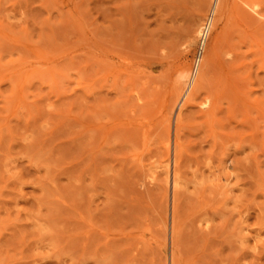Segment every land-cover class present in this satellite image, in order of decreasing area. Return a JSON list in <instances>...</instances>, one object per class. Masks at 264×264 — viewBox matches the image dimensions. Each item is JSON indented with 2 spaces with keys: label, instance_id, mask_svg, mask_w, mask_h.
I'll list each match as a JSON object with an SVG mask.
<instances>
[{
  "label": "rangeland",
  "instance_id": "1",
  "mask_svg": "<svg viewBox=\"0 0 264 264\" xmlns=\"http://www.w3.org/2000/svg\"><path fill=\"white\" fill-rule=\"evenodd\" d=\"M211 1L0 0V264H264V0H229L238 95L172 98Z\"/></svg>",
  "mask_w": 264,
  "mask_h": 264
},
{
  "label": "bare ground",
  "instance_id": "2",
  "mask_svg": "<svg viewBox=\"0 0 264 264\" xmlns=\"http://www.w3.org/2000/svg\"><path fill=\"white\" fill-rule=\"evenodd\" d=\"M233 1V0H232ZM238 1V0H237ZM236 1V2H237ZM248 3H249V1H247ZM232 3V2H231ZM242 3H246V2H244V1H242ZM248 3H247V5H248ZM238 5H239V3H237ZM237 4H234V2L230 5L229 4V0H212L211 1V5H210V13H208V14H211V15H213L214 14V17L212 18V22H211V28H210V32L209 33H211V34H213V36L210 38V40H209V42L207 43V47H206V50L204 51V55H203V59H202V61H201V63H200V67H199V70H198V72H197V75L195 76V78L193 79V80H191L190 82H188V84L187 85H189V87L187 86L186 87V89L185 90H183V93H180V91H182V89H184V88H182L181 89V87H182V85H183V83L185 82V80H187V76L189 75L188 73L189 72H187V70H184L185 68H183V70H179L181 73L180 74H178V76H176L177 78V80L174 82V83H172V85L170 86L171 87V89L173 88V92H171L172 94H173V101H176V100H178V103H180V105L178 106V108H181V106H183L184 108H185V106H187V105H192V103H193V100H194V98H195V96L197 95V94H199V93H201L200 92V90H202V84H206L205 82H206V80H207V78H206V76H207V74L209 75V73H213V71H217V73H218V82H222V84L223 83H225L226 84V87L228 86V88H229V86L231 85V84H235L236 82H234V81H231V80H234V78L232 79L231 77H230V75L233 73V71H234V69L232 68L233 66V63H232V65L230 66V65H228V64H226L227 62L228 63H231V62H229V61H231V59L234 57L235 58V54H231V53H233V52H236L233 48H231L232 50V52L230 51V49L228 48V52L231 54V55H234L232 58L231 57H229V58H231L229 61H227V62H225V64H226V66H225V64L223 63L225 60H223V62H220V59L222 58L221 56H220V54L221 53H219V51H222V50H220V48L224 45V44H226L225 46H231L230 44V33H232V31H234L233 33H236L235 32V28H238L237 27V25H235V26H233L235 23L237 24V22L236 21H243L244 20V14L246 15V13L245 12H243L240 8H237ZM246 4H245V8H247L248 6H247ZM247 6V7H246ZM240 7V6H239ZM243 8V7H242ZM248 9H250V8H248ZM212 12H213V14H212ZM251 12V11H250ZM203 15H201L200 16V18L202 17ZM247 16V15H246ZM249 16H250V14H249ZM212 17V16H211ZM248 17V16H247ZM251 17H253V16H251ZM245 20H247V18L245 19ZM244 20V22H246ZM247 21H249V20H247ZM224 22V27L221 29V28H219V25H221V23H223ZM249 22H251V21H249ZM248 22V23H249ZM249 26V25H248ZM231 27H233L234 29H232L231 31H230V29H231ZM240 27H242V26H240ZM239 27V28H240ZM198 28H199V24H197L196 25V28L193 30V32H192V34H191V36H190V38L188 39V44H190L191 46L193 45V43L195 42V40L198 38V36H199V32H198ZM238 28V29H239ZM248 28H250V27H248ZM262 28V27H261ZM238 29H236V30H238ZM255 29V28H254ZM243 30V29H242ZM242 30H239L238 31V33L237 34H239V32H241ZM246 31V30H245ZM247 32V31H246ZM245 32V33H246ZM255 32V31H254ZM259 32V31H258ZM261 32V31H260ZM232 33V34H233ZM242 33H243V31H242ZM241 33V35L243 36V38L245 39V36H247V35H245L244 33L242 34ZM256 33V32H255ZM256 34H259V33H256ZM251 35V34H250ZM249 34H248V37L250 36ZM260 35V34H259ZM233 37H235V35L234 36H232V39H233ZM238 37H240V36H238ZM247 37V38H248ZM237 38V37H236ZM241 38V37H240ZM246 38V40H249V38L247 39ZM255 38V37H254ZM232 39H231V41H232ZM258 39V41H260V39H259V36L256 38V40ZM241 40V39H240ZM240 40H237V41H239V42H241ZM255 40V39H254ZM255 40V41H256ZM255 41H253V43L255 42ZM243 42V41H242ZM242 42H241V44H242ZM247 42V41H246ZM249 42V41H248ZM230 43V44H229ZM244 43V42H243ZM260 43V42H259ZM235 44V43H234ZM256 44V43H255ZM246 45V44H245ZM206 46V45H205ZM232 46H234V45H232ZM242 45H240L239 47H241ZM247 46H248V44H247ZM261 46H262V44H261ZM235 47V46H234ZM249 47H253V46H249ZM256 47V46H255ZM248 48V47H247ZM262 49H264V48H262ZM99 50V49H98ZM234 50V51H233ZM250 50H251V48H250ZM250 50H247V51H250ZM256 50V49H255ZM100 51V50H99ZM101 51H102V49H101ZM100 51V52H101ZM258 51V50H257ZM261 51V50H260ZM91 52H93V51H91ZM244 52H246V51H244ZM249 53H251V52H249ZM249 53H247V54H249ZM236 54H238V52L236 53ZM243 54V53H242ZM246 54V53H245ZM252 55V54H251ZM91 56V55H90ZM89 56V57H90ZM100 56H101V54H100ZM228 56V55H227ZM239 56H241V55H239ZM245 56H250V55H245ZM257 56V55H256ZM262 56H264V55H262ZM97 57V56H96ZM96 57L94 56V59H96ZM238 58V55H237V57H236V59ZM242 58H243V56H242ZM241 58V59H242ZM255 58V57H254ZM253 58V59H254ZM90 59L92 60V58L90 57ZM94 59H93V61H94ZM257 59V58H256ZM261 59V58H260ZM262 59H264V58H262ZM104 60V59H103ZM243 60H244V58H243ZM247 60V59H246ZM250 60V59H249ZM102 61V60H101ZM101 61H100V59H99V62L97 61V59H96V64H98V63H101ZM221 61H222V59H221ZM252 61H254V60H252ZM147 62H149V61H147ZM233 62H234V60H233ZM238 62H239V59H238ZM240 62H242V61H240ZM244 62V61H243ZM248 62V61H247ZM247 62H245V63H247ZM262 62H264V61H262ZM93 63H95V62H93ZM103 63V62H102ZM256 63V62H255ZM95 64V65H96ZM151 64V63H150ZM248 64V63H247ZM99 65V64H98ZM102 65V64H101ZM152 65V64H151ZM155 65H157V63L155 64ZM235 65V64H234ZM242 65H243V63H242ZM149 66V65H148ZM160 63H158V71H159V69H160ZM236 66V65H235ZM181 67V66H180ZM244 67V66H243ZM248 67V66H247ZM251 67V66H250ZM258 67V66H257ZM262 67H264V66H262ZM150 68V67H149ZM153 68V67H152ZM153 69H155V68H153ZM178 68H176V70H177ZM236 69H238V67H236ZM249 69V68H248ZM156 70V69H155ZM161 70V69H160ZM242 70V69H241ZM158 71H156L157 73H158ZM174 71V70H173ZM209 72V73H208ZM150 73H151V71H150ZM155 72L153 71V74H154ZM243 75V74H242ZM242 75H240V76H242ZM148 76H150V74L148 75ZM152 77V76H151ZM243 77V76H242ZM206 78V79H205ZM231 78V79H230ZM244 78H245V76H244ZM151 79V78H150ZM220 79H221V81H220ZM230 79V80H229ZM148 80V79H147ZM204 80H205V82H204ZM212 80V79H211ZM217 80V79H216ZM235 80H236V78H235ZM149 81V80H148ZM246 81V80H245ZM156 82V81H155ZM233 82V83H232ZM148 83V82H147ZM187 83V82H186ZM247 83V82H246ZM209 84V83H208ZM207 84V85H208ZM221 84V86H223V85H225V84H223L222 85ZM236 85V84H235ZM150 86V85H149ZM190 86L192 87V88H190ZM232 86V85H231ZM238 86L239 85H237V86H232L233 88L231 89L230 88V91L232 90V93H231V95L233 94V95H238ZM205 87V86H204ZM225 87V88H226ZM190 88V89H189ZM227 88V92H229V89ZM223 90H225V89H223ZM211 91V90H210ZM209 91V92H210ZM222 91V90H221ZM225 91V92H226ZM188 92H189V94H188ZM240 92V91H239ZM244 92V91H243ZM213 93V92H212ZM212 93H211V95H212ZM223 93V92H222ZM171 94V95H172ZM179 94H182L181 96L179 95ZM219 93H217L214 97H215V99H218V98H220V94L218 95ZM232 95V97L234 98V96ZM180 96V97H179ZM179 97V98H178ZM186 97V98H185ZM209 97V96H208ZM238 98V97H237ZM247 98V97H246ZM185 99V102H184V104H182V102H183V100ZM214 99V100H215ZM229 100V99H228ZM235 100V99H234ZM233 100V101H234ZM255 100V99H254ZM212 101H213V99H212ZM211 101V102H212ZM232 101V99H231V103L233 102ZM248 101V100H247ZM192 102V103H191ZM249 102V101H248ZM247 102V105H249V103ZM255 102V101H254ZM261 102V101H260ZM176 103V102H175ZM191 103V104H190ZM236 103V102H235ZM246 103V102H245ZM257 103V102H256ZM262 103V102H261ZM173 104V103H172ZM212 104H214V103H212ZM239 104V103H238ZM235 105V104H234ZM251 105V104H250ZM252 105H254V103L252 104ZM258 106V105H257ZM188 107V106H187ZM255 107V106H254ZM262 108H264V106H261ZM167 108V107H166ZM170 108V107H169ZM177 108V109H178ZM245 110V109H244ZM259 110V109H258ZM257 110V111H258ZM262 110H264V109H262ZM261 110V111H262ZM177 111V110H176ZM179 112H180V109H178V111H177V113L175 114V116H176V118H175V120H174V122H176V120L178 119V121H177V130L179 131V128H180V125H181V120L179 119V118H177V115L179 114ZM245 112H246V110H245ZM179 117V116H178ZM230 117V116H229ZM159 121V120H158ZM173 122V123H174ZM159 123V122H158ZM163 123H166L165 125V127H166V130H168V126H169V118H165L164 119V122ZM150 125V124H149ZM161 126V125H160ZM163 126V125H162ZM163 128V127H162ZM160 129V128H159ZM174 131V130H173ZM162 133H163V131H162ZM165 134H166V136H167V133H166V131L164 132ZM171 137V136H170ZM177 140H178V138H177ZM176 140V141H177ZM167 142V144H168V142L169 141H166ZM167 144H165V146L167 145ZM166 148V147H165ZM168 148V147H167ZM179 145H178V143L177 142H175V144H174V158H173V164H174V167L172 168V174H171V177L169 176L170 174H169V169L167 168V164H168V160L166 159V165L163 167V169H164V171H165V178H163L164 179V181H163V184H164V187H166L169 183H171V189H172V192H171V195H172V201H173V206H172V209H171V215H170V241L173 243V241H174V238L176 237V234H177V229H178V225L176 224V222H175V217H176V213H177V196H176V194H177V191H178V187H180L181 186V182H180V175H179V173L177 172V159H178V157H179ZM157 168V167H156ZM158 169V168H157ZM225 170V169H224ZM228 178H229V176H224V181L225 182H227V180H228ZM154 179V178H153ZM221 179V178H220ZM220 179L218 180V181H220ZM179 184H180V186H179ZM164 190H165V188H163ZM180 189V188H179ZM165 192H166V190H165ZM179 193V192H178ZM170 258H171V263L170 264H177L176 263V255H175V253H171L170 254Z\"/></svg>",
  "mask_w": 264,
  "mask_h": 264
},
{
  "label": "built area",
  "instance_id": "3",
  "mask_svg": "<svg viewBox=\"0 0 264 264\" xmlns=\"http://www.w3.org/2000/svg\"><path fill=\"white\" fill-rule=\"evenodd\" d=\"M212 15L208 14L207 12V16L204 18L200 29H199V36L197 38L195 47H194V51L191 57V62H190V69H189V77H188V82H190L191 80H193L195 78V76L197 75V72L199 70L200 67V63L202 61L203 55H204V47H205V43L208 39L209 36V32H210V28H211V22H212ZM187 87V85H186Z\"/></svg>",
  "mask_w": 264,
  "mask_h": 264
}]
</instances>
